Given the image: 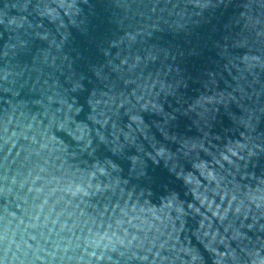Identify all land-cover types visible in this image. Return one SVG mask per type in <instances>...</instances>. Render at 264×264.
<instances>
[{
	"label": "water",
	"instance_id": "obj_1",
	"mask_svg": "<svg viewBox=\"0 0 264 264\" xmlns=\"http://www.w3.org/2000/svg\"><path fill=\"white\" fill-rule=\"evenodd\" d=\"M0 264H264V0H0Z\"/></svg>",
	"mask_w": 264,
	"mask_h": 264
}]
</instances>
